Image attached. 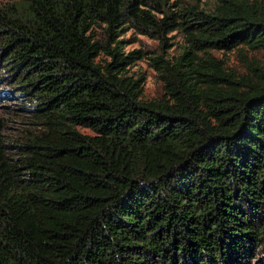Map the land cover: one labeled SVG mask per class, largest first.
<instances>
[{"label":"trees","instance_id":"16d2710c","mask_svg":"<svg viewBox=\"0 0 264 264\" xmlns=\"http://www.w3.org/2000/svg\"><path fill=\"white\" fill-rule=\"evenodd\" d=\"M129 30L185 33L174 63L150 57L160 98ZM10 108L0 264H264V0H0Z\"/></svg>","mask_w":264,"mask_h":264},{"label":"rangeland","instance_id":"374dc122","mask_svg":"<svg viewBox=\"0 0 264 264\" xmlns=\"http://www.w3.org/2000/svg\"><path fill=\"white\" fill-rule=\"evenodd\" d=\"M203 7L212 8L217 0H202ZM124 37L127 39L126 50L142 49L147 52V57L138 61L131 71L135 75L145 76L146 82L144 87V96L147 99L160 98L164 94V82L160 77V73L153 65V61L150 57L163 56L170 59L173 63L184 50V47L188 45L186 36L183 31H175L170 33L165 39L154 38L148 35L139 34L133 30H129ZM214 55L219 59L227 61L229 66L233 69L244 72L245 64L242 61L241 54L236 50H215ZM250 56L253 53H249ZM19 103L21 101H14ZM10 109H5L2 112H9ZM6 118L9 119L6 133L8 136L15 138L18 137L22 130L27 126L26 117L22 115L21 111L12 110L10 113H6ZM85 130V129H84ZM89 132L88 130H85Z\"/></svg>","mask_w":264,"mask_h":264}]
</instances>
